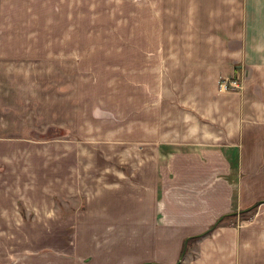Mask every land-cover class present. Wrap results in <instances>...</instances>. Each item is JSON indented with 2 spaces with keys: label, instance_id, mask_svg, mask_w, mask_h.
Masks as SVG:
<instances>
[{
  "label": "crops",
  "instance_id": "0c3cea01",
  "mask_svg": "<svg viewBox=\"0 0 264 264\" xmlns=\"http://www.w3.org/2000/svg\"><path fill=\"white\" fill-rule=\"evenodd\" d=\"M94 44L120 46L148 85L137 155L116 133L110 170L85 180L68 167L81 155L64 172L59 157L58 187L33 191L51 202L25 205L38 222L0 204L3 227L22 224L30 241L0 264H264V0H0V67L81 63ZM233 78L238 90H218ZM53 197L73 210L55 216Z\"/></svg>",
  "mask_w": 264,
  "mask_h": 264
},
{
  "label": "rangeland",
  "instance_id": "374dc122",
  "mask_svg": "<svg viewBox=\"0 0 264 264\" xmlns=\"http://www.w3.org/2000/svg\"><path fill=\"white\" fill-rule=\"evenodd\" d=\"M103 38L97 36L99 40ZM113 48L103 52L94 44L90 51L89 45H83L81 63L52 60L49 63H2L0 121L2 127L7 124L11 128L0 129V135L2 139L16 136L17 144L0 148V161L13 162L0 168V204L17 205V213L24 221L34 217L38 222L43 215L36 209L28 211L25 205L51 202L47 196L34 197L33 191L58 187V176L62 172L59 157H63L64 172V158L81 155L78 162L68 167L73 173L75 166L78 178L83 175L85 180L92 175L91 170L105 167L110 170L113 164L104 159L105 150L111 152L112 149L106 147L105 141L116 133H123L128 139L126 143H131L129 156L137 155V148L133 147L138 142L137 109L144 102L148 107V85L139 73V64L124 62L120 46ZM141 90L142 96L139 95ZM13 108L18 111L15 116ZM124 146H119L118 151ZM99 157L102 160L97 164ZM116 166L122 169L121 164ZM79 199L77 204L81 206L83 197ZM63 200L53 197L55 216H64L73 210L72 204ZM10 214L14 213L9 211L2 216ZM37 226L36 229L42 228ZM29 243L22 224L3 227L0 217V256L14 247L25 248Z\"/></svg>",
  "mask_w": 264,
  "mask_h": 264
},
{
  "label": "built area",
  "instance_id": "2783aa9c",
  "mask_svg": "<svg viewBox=\"0 0 264 264\" xmlns=\"http://www.w3.org/2000/svg\"><path fill=\"white\" fill-rule=\"evenodd\" d=\"M237 79L233 78L231 80H228V81L225 80V81L219 83L218 84V87H219L218 90L219 91H225L227 89L238 90L240 87V83H239V80H237Z\"/></svg>",
  "mask_w": 264,
  "mask_h": 264
},
{
  "label": "trees",
  "instance_id": "16d2710c",
  "mask_svg": "<svg viewBox=\"0 0 264 264\" xmlns=\"http://www.w3.org/2000/svg\"><path fill=\"white\" fill-rule=\"evenodd\" d=\"M253 206H251L249 209H247L248 211L251 210ZM224 216L218 218L213 224H211L205 231H203L202 233L195 235L193 237H190V239H198L201 236H204L205 234H208L213 228H215V226H217L218 222L223 218ZM184 245H183V249L182 252L184 251ZM182 252H181V256H182Z\"/></svg>",
  "mask_w": 264,
  "mask_h": 264
}]
</instances>
